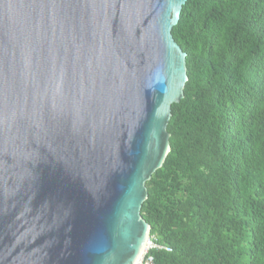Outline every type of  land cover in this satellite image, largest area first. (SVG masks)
I'll return each instance as SVG.
<instances>
[{"label": "water", "instance_id": "1", "mask_svg": "<svg viewBox=\"0 0 264 264\" xmlns=\"http://www.w3.org/2000/svg\"><path fill=\"white\" fill-rule=\"evenodd\" d=\"M185 1L0 0V264H137Z\"/></svg>", "mask_w": 264, "mask_h": 264}, {"label": "trees", "instance_id": "2", "mask_svg": "<svg viewBox=\"0 0 264 264\" xmlns=\"http://www.w3.org/2000/svg\"><path fill=\"white\" fill-rule=\"evenodd\" d=\"M170 149L145 182L153 264H264V0H186Z\"/></svg>", "mask_w": 264, "mask_h": 264}, {"label": "built area", "instance_id": "3", "mask_svg": "<svg viewBox=\"0 0 264 264\" xmlns=\"http://www.w3.org/2000/svg\"><path fill=\"white\" fill-rule=\"evenodd\" d=\"M155 243L150 239L148 240L145 249L142 252L140 259L138 260L137 264H153V258L148 251L150 248L154 247Z\"/></svg>", "mask_w": 264, "mask_h": 264}, {"label": "clouds", "instance_id": "4", "mask_svg": "<svg viewBox=\"0 0 264 264\" xmlns=\"http://www.w3.org/2000/svg\"><path fill=\"white\" fill-rule=\"evenodd\" d=\"M151 238H150V234H149V240H150ZM142 255V254H141Z\"/></svg>", "mask_w": 264, "mask_h": 264}]
</instances>
